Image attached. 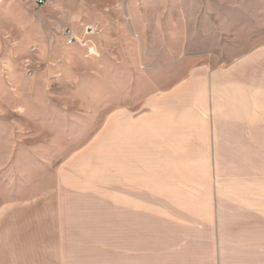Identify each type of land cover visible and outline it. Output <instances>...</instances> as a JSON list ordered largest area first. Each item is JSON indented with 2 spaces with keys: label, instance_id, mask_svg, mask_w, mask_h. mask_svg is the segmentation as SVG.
<instances>
[{
  "label": "rangeland",
  "instance_id": "obj_1",
  "mask_svg": "<svg viewBox=\"0 0 264 264\" xmlns=\"http://www.w3.org/2000/svg\"><path fill=\"white\" fill-rule=\"evenodd\" d=\"M262 49L264 0H0V264H125L134 221L264 240V147L213 98Z\"/></svg>",
  "mask_w": 264,
  "mask_h": 264
},
{
  "label": "crops",
  "instance_id": "obj_2",
  "mask_svg": "<svg viewBox=\"0 0 264 264\" xmlns=\"http://www.w3.org/2000/svg\"><path fill=\"white\" fill-rule=\"evenodd\" d=\"M205 84L206 81L204 79L203 82L202 78L193 81L188 85V94L183 98L181 105L163 107L161 105V108L167 114L170 113L167 107L178 111L177 107L189 106L195 100L203 102L206 95ZM214 85L213 98L221 107L217 111L221 121L223 123L243 121L251 124L254 134L252 136L255 140L259 139V143L264 147V49L255 53L252 60L247 62L246 71L235 84L221 81ZM170 117L163 119L159 115L154 129L158 132L157 137L161 132L166 134L168 141L163 142V146L173 148L180 146L182 141L173 139L174 121ZM117 126L112 130L113 135L117 136L118 131L124 135L123 141H126V146L134 151L140 149L144 152L146 154L144 162L147 166L161 162L159 155L150 153L154 152L151 146L153 143L148 145L143 143L144 140L150 139L147 128L143 131V128L136 130L125 124ZM156 144L159 147L161 141L157 139ZM126 158L128 161L131 159L130 156ZM259 215L264 217V210H260ZM123 229L125 264H264V240H228L227 237L218 236L219 231L213 232V227H206L207 231H202L204 229L190 225H145L142 221H134V224L126 225ZM202 234L217 236L207 238Z\"/></svg>",
  "mask_w": 264,
  "mask_h": 264
},
{
  "label": "built area",
  "instance_id": "obj_3",
  "mask_svg": "<svg viewBox=\"0 0 264 264\" xmlns=\"http://www.w3.org/2000/svg\"><path fill=\"white\" fill-rule=\"evenodd\" d=\"M89 31H90V29H88V33H89ZM91 31H93V30L91 29Z\"/></svg>",
  "mask_w": 264,
  "mask_h": 264
}]
</instances>
